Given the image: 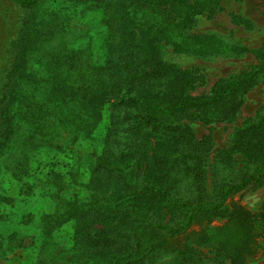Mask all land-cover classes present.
Returning <instances> with one entry per match:
<instances>
[{
  "label": "trees",
  "instance_id": "trees-1",
  "mask_svg": "<svg viewBox=\"0 0 264 264\" xmlns=\"http://www.w3.org/2000/svg\"><path fill=\"white\" fill-rule=\"evenodd\" d=\"M10 1L27 13L0 103V176L20 182L18 195L33 198L37 187L51 203L37 219L30 264H201L202 248L243 264L264 234L226 202L264 183V113L211 162L180 122L229 119L264 72V43L247 73L192 96L188 76L162 62L158 44L197 56L232 50L181 33L216 0ZM95 11L88 26L84 14ZM45 167L40 186L24 183ZM76 187L85 196H67ZM12 202L0 194V224L1 206ZM258 221L264 228V211ZM68 222L73 233L61 242L54 234ZM19 235L0 233V250L29 246Z\"/></svg>",
  "mask_w": 264,
  "mask_h": 264
},
{
  "label": "rangeland",
  "instance_id": "rangeland-1",
  "mask_svg": "<svg viewBox=\"0 0 264 264\" xmlns=\"http://www.w3.org/2000/svg\"><path fill=\"white\" fill-rule=\"evenodd\" d=\"M187 1L190 3L195 0ZM96 12H85L84 18L88 26H95L92 19H96ZM26 13V10L17 7L10 0H0V103L18 43L20 24ZM181 33L185 36H212L233 48L229 52L197 56L175 51L169 44L163 42L158 44L162 62L188 76L190 95L210 94L222 80L237 79L257 63L252 51L259 49L264 43V0H216L211 13L191 16L189 24ZM239 98V107L227 120L193 115L180 122L190 130L197 141L204 144L209 162L217 159L220 151L227 149L237 129L257 120L264 113V72L256 77L253 84ZM59 158L60 162H68L62 160V155ZM234 167L240 168L242 165L237 161ZM48 169L45 167L35 171L33 175L23 180L24 183L40 186V179ZM54 169L64 171L66 168L57 165ZM86 179L87 174L82 180ZM20 185V182L12 180L7 174L0 176V194L9 196L13 200L11 206L5 204L1 206L6 221L0 224V233L6 236L12 231L17 232L19 236L25 237L26 244L31 243L25 248H16L13 242H5L0 250V264H30V260L35 255L33 238L38 235L37 219L40 214L48 213L51 208L48 198L38 195L41 193L37 191V187L33 198L18 195ZM74 195L85 196V192L81 187H76L70 190L67 196ZM233 206H240L249 213L253 232L264 234L262 221H258L261 212L264 211V183L230 197L226 207L229 210ZM27 213L33 218L31 223L24 227L17 226L19 217ZM223 222L224 220H220L212 225L218 226ZM71 233H73L72 223L68 222L54 235L57 240L67 242ZM254 240L253 253L243 264H264V238L255 237ZM37 244L38 242H35V246ZM201 252L204 255L201 264H232L220 255H216L210 248H202Z\"/></svg>",
  "mask_w": 264,
  "mask_h": 264
}]
</instances>
